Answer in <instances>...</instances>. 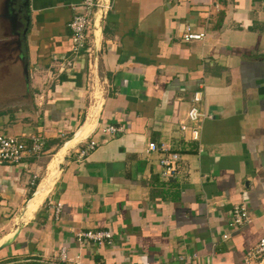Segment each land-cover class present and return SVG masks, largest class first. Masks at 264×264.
<instances>
[{"label":"crops","instance_id":"crops-1","mask_svg":"<svg viewBox=\"0 0 264 264\" xmlns=\"http://www.w3.org/2000/svg\"><path fill=\"white\" fill-rule=\"evenodd\" d=\"M81 1L29 0L27 84L17 53L5 66L0 134L33 132L44 146L0 165V264H62L61 248L65 264H255L244 259L264 238V0H105L96 110L86 53L71 51ZM186 30L203 38L184 42ZM195 92L210 119L193 141L178 124ZM149 142L179 155L173 178L159 176ZM236 204L248 223L230 230ZM86 230L109 231L112 244H80L73 234Z\"/></svg>","mask_w":264,"mask_h":264},{"label":"built area","instance_id":"built-area-1","mask_svg":"<svg viewBox=\"0 0 264 264\" xmlns=\"http://www.w3.org/2000/svg\"><path fill=\"white\" fill-rule=\"evenodd\" d=\"M219 1L225 0H209L210 6L217 9ZM108 4L105 0H82L81 13L72 17L68 24L70 31L71 51L74 55L80 52H85L87 56V92L89 107L96 110L101 106L100 90L95 85L96 80L91 79L93 76V52L98 48L97 44L100 41L101 23L108 11ZM91 30V45L84 47V39L86 32ZM203 34L192 33L186 30L182 35V41L189 42L192 40H201ZM95 75V74H94ZM200 92H195L191 98V106L186 112V123L178 124L180 132H189L190 139L195 141L198 138V131L204 120L210 119V116L205 115L196 104L200 102ZM190 125V127H188ZM102 132L115 136L123 133V128L120 126H106ZM95 142L89 140L85 146L78 149L76 154L78 159L84 158L88 153L94 150ZM44 146L43 139L36 133H29L25 137H10L0 134V165L1 164H18L23 158H37L42 152ZM147 153L158 154L159 176L161 178H173L176 173V164L179 161V155L176 152H170L163 144H155L149 142L146 145ZM32 185V183H31ZM55 217L60 211V204H55L53 207ZM248 223L247 211L244 205L236 204L232 206L230 212V221L226 224L230 230L238 229ZM76 240L81 244L84 242L91 243L97 246H109L112 244V234L107 230H86L78 231L73 234ZM227 236L223 235L225 239ZM264 238L260 239L257 244L246 254L245 263L259 259L255 264H264ZM181 261L182 258H179ZM58 261L62 264L71 262L65 248H61L58 253ZM78 264L77 262H73Z\"/></svg>","mask_w":264,"mask_h":264},{"label":"water","instance_id":"water-1","mask_svg":"<svg viewBox=\"0 0 264 264\" xmlns=\"http://www.w3.org/2000/svg\"><path fill=\"white\" fill-rule=\"evenodd\" d=\"M28 2L29 0H5L4 6L7 30L12 33L11 35L19 37L22 42L25 40V35L29 24ZM20 28L21 32L18 33L16 29ZM20 40L18 39L15 42L17 46L16 50H18L17 59L21 63L22 75L24 76V82L27 84V59L24 53L20 50Z\"/></svg>","mask_w":264,"mask_h":264},{"label":"rangeland","instance_id":"rangeland-1","mask_svg":"<svg viewBox=\"0 0 264 264\" xmlns=\"http://www.w3.org/2000/svg\"><path fill=\"white\" fill-rule=\"evenodd\" d=\"M2 0H0L1 4ZM9 38H8V31L5 23L0 19V88L5 89V66L11 64L9 63V60L11 61V54L13 53V50L11 49L12 46L7 47ZM10 49V50H9ZM3 94L0 92V104H2ZM1 108V107H0ZM2 134H5L3 132ZM51 158L50 160H52Z\"/></svg>","mask_w":264,"mask_h":264},{"label":"flooded vegetation","instance_id":"flooded-vegetation-1","mask_svg":"<svg viewBox=\"0 0 264 264\" xmlns=\"http://www.w3.org/2000/svg\"><path fill=\"white\" fill-rule=\"evenodd\" d=\"M16 4H17V2H16ZM5 0H2V2H1V4H0V19L5 23ZM2 16H4V17H2ZM6 27H7V25H6ZM9 27V26H8ZM8 31V30H7ZM16 31L18 32V33H20L21 32V28L20 29H16ZM12 33L10 32V31H8V38H9V43L7 44L8 46L7 47H9V44H10V46H12V50L15 52V53H17V55H18V50H16V48H17V46H16V40H18L19 39V37H17V36H15V35H11ZM10 50V49H9Z\"/></svg>","mask_w":264,"mask_h":264},{"label":"bare ground","instance_id":"bare-ground-1","mask_svg":"<svg viewBox=\"0 0 264 264\" xmlns=\"http://www.w3.org/2000/svg\"><path fill=\"white\" fill-rule=\"evenodd\" d=\"M90 127V126H89ZM87 127L85 126L84 128H83V130H85ZM86 131V130H85ZM88 132V131H87ZM81 136H83V134L81 135ZM80 137V136H79Z\"/></svg>","mask_w":264,"mask_h":264}]
</instances>
